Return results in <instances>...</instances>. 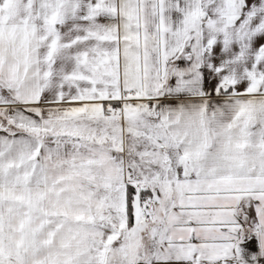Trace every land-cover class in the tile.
I'll use <instances>...</instances> for the list:
<instances>
[{"label": "snow or ice", "instance_id": "1", "mask_svg": "<svg viewBox=\"0 0 264 264\" xmlns=\"http://www.w3.org/2000/svg\"><path fill=\"white\" fill-rule=\"evenodd\" d=\"M0 264H264V0H0Z\"/></svg>", "mask_w": 264, "mask_h": 264}]
</instances>
